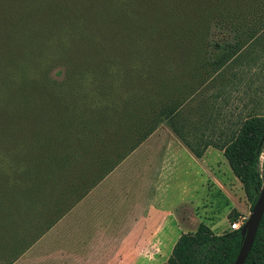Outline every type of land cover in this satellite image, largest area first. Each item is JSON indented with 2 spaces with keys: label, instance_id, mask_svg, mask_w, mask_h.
I'll use <instances>...</instances> for the list:
<instances>
[{
  "label": "trees",
  "instance_id": "trees-1",
  "mask_svg": "<svg viewBox=\"0 0 264 264\" xmlns=\"http://www.w3.org/2000/svg\"><path fill=\"white\" fill-rule=\"evenodd\" d=\"M62 2L0 0V264H14L164 123L198 157L223 151L253 207L264 114L207 133L190 111L204 113L203 89L224 68L260 58L264 0ZM241 228L202 222L161 264H233ZM244 264H264V216Z\"/></svg>",
  "mask_w": 264,
  "mask_h": 264
},
{
  "label": "crops",
  "instance_id": "crops-1",
  "mask_svg": "<svg viewBox=\"0 0 264 264\" xmlns=\"http://www.w3.org/2000/svg\"><path fill=\"white\" fill-rule=\"evenodd\" d=\"M214 150L221 151L210 146L204 156L198 157L162 124L71 210L70 218L63 217L22 257L33 259L47 252L49 262L45 264H159L158 259L169 258L182 233L195 231L202 222L223 233L228 216L222 219L226 224L219 227L203 214L208 209L207 176L215 183L223 182L211 172L207 158ZM196 177H200L205 190L200 201L192 194L197 190L192 188V178ZM175 190L189 194L192 214L165 205L163 201ZM78 213L92 218L85 225L82 219H74ZM68 227L75 228L76 235L64 233Z\"/></svg>",
  "mask_w": 264,
  "mask_h": 264
},
{
  "label": "rangeland",
  "instance_id": "rangeland-1",
  "mask_svg": "<svg viewBox=\"0 0 264 264\" xmlns=\"http://www.w3.org/2000/svg\"><path fill=\"white\" fill-rule=\"evenodd\" d=\"M62 1V9L67 11L70 4L64 3L66 0ZM89 4L90 3L88 2L83 3L81 7L85 10ZM71 6L73 7V4H71ZM258 49V51L262 50V52L259 53L260 58L256 61V63L252 65H249L248 62L232 63L224 68L214 80L210 81L208 85L204 87L201 99V102L204 103V107L202 109V112L204 113L200 114L194 108L190 111V115L196 125L199 127L202 126V128H207V133H209L211 129L218 132L224 127H237V123L250 114H264V49H261L260 47ZM212 95H216L214 99L212 98ZM211 100L213 101L212 104H215V107L206 106V104L211 103ZM211 112L213 116L209 120L208 118L211 116ZM194 113L197 114L195 115ZM163 125L170 127L167 123H164ZM207 158L209 159V162L211 161V172H215L219 175L224 183L219 181L218 183H215L214 178L210 177V175L207 176L206 187L209 190V195L207 197L206 206L208 209H206L207 211L205 210L203 214H207L206 216L211 217L214 225L219 224V227H223L226 224L222 219L225 216H228L229 219L225 229V231H227L230 228V222H233V220H230V216L236 215L239 217L240 214H244L249 218L252 210L251 203L245 194L241 181L235 176L233 171L229 169L230 165L224 154L221 151L214 150L211 151V154L207 156ZM263 160L264 158L262 156V161ZM192 181H194V183H192V188H197V190H194L192 194H195L197 197L195 198L199 200L205 190L200 181V177L192 178ZM216 188L217 190H215ZM184 197L186 200H183ZM187 199H189V194H182L181 190H175L173 193L170 192L169 197L167 199L165 198L163 202L165 205L167 204V206H175L176 209L178 208L179 213H181V209H186L187 212L192 214L193 206ZM228 202L231 203V212H229L228 209ZM70 212H68L64 217L67 216L70 218ZM90 218L92 217L88 216L86 213H80V215L78 213L74 216V219H82L84 222L88 221ZM86 224L87 223L85 222V225ZM85 228H87V226ZM64 233L68 234V236L71 234L73 235L76 233V229L68 227V230ZM54 234L55 231L51 233V235ZM45 253L47 252H42L41 255L38 254V256L33 259H26V257H22L25 254L24 253L21 256L22 258L20 257L16 261L17 263H15L45 264V262H49L47 261L49 255ZM167 259V257H164L158 259L157 261L160 264Z\"/></svg>",
  "mask_w": 264,
  "mask_h": 264
},
{
  "label": "water",
  "instance_id": "water-1",
  "mask_svg": "<svg viewBox=\"0 0 264 264\" xmlns=\"http://www.w3.org/2000/svg\"><path fill=\"white\" fill-rule=\"evenodd\" d=\"M264 216V183L260 194L252 207L248 220L243 224L241 232L243 235V244L239 255L233 264H244L252 249L261 221Z\"/></svg>",
  "mask_w": 264,
  "mask_h": 264
},
{
  "label": "built area",
  "instance_id": "built-area-1",
  "mask_svg": "<svg viewBox=\"0 0 264 264\" xmlns=\"http://www.w3.org/2000/svg\"><path fill=\"white\" fill-rule=\"evenodd\" d=\"M248 220V217L244 214H240L237 219L230 222V229L237 230L243 226V224Z\"/></svg>",
  "mask_w": 264,
  "mask_h": 264
}]
</instances>
